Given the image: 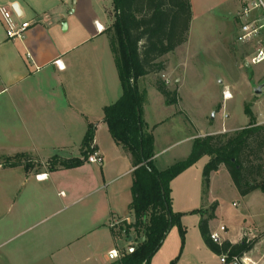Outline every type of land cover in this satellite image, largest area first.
I'll return each instance as SVG.
<instances>
[{"label":"crops","instance_id":"obj_1","mask_svg":"<svg viewBox=\"0 0 264 264\" xmlns=\"http://www.w3.org/2000/svg\"><path fill=\"white\" fill-rule=\"evenodd\" d=\"M250 1L189 0L188 38L163 56L162 75L182 83L188 55L184 46L192 42L195 22L200 21L203 29L214 16L242 23L241 12ZM2 7H11L16 19L32 25L24 39H10L0 13V154H30L46 167L32 172L25 169V161L12 167L0 165V264H118L121 259H109V251L131 242L138 245L140 240L133 234L116 235L112 227L114 218L134 221L129 207L134 167L129 153L109 132L103 111L122 93L106 33L115 19L113 0H0ZM169 18L173 21L168 24L182 30L187 14ZM240 31L241 26L238 35ZM158 77H140L139 89L145 80L156 88ZM146 103L142 114L154 127L157 161L161 152L156 133L167 119H151ZM90 124L96 127L93 143L104 163L84 161L73 168L49 169L47 160L56 155L84 159L82 142ZM202 133L190 136L189 142ZM223 167L212 172L209 187ZM189 170L171 183L176 213L189 211L179 207L174 188L175 180ZM217 216L216 210L214 219ZM226 226L223 239L241 242L239 231L231 234Z\"/></svg>","mask_w":264,"mask_h":264},{"label":"trees","instance_id":"obj_2","mask_svg":"<svg viewBox=\"0 0 264 264\" xmlns=\"http://www.w3.org/2000/svg\"><path fill=\"white\" fill-rule=\"evenodd\" d=\"M114 22L106 30L109 37L116 67L119 74L122 93L113 103L106 105L104 121L115 142L129 153L134 170L132 172V202L130 211L134 221L123 219L113 227L116 235H135L140 240L135 252L122 257L118 264H151L152 257L163 244L174 225H178L184 242L186 229L181 217L172 208V181L204 155L211 156L203 168L206 186H210L212 172L222 166L229 172L237 190L246 196L260 188L264 182V124H257V118L251 116L248 107L245 113L249 124L233 134L212 133L194 139L189 156L168 168L160 170L155 164L154 127L144 121L142 106L144 93L140 91L138 80L148 74L159 77L155 87L165 97V103L178 102L176 90L169 87L162 78L166 68L163 56L186 42L190 28L189 0H113ZM175 9V10H174ZM186 11V25L182 30H175L168 24L171 15ZM96 127L90 124L82 142L80 158L54 156L49 161V169L73 168L86 161L90 146L94 141ZM0 154V165L12 167L21 164ZM29 164L25 163V169ZM218 203L201 213L200 230L206 245L218 255L228 253L243 256L254 246L253 241L243 240L232 243L224 240L221 244L211 239L210 222L215 218ZM175 264V261L172 262Z\"/></svg>","mask_w":264,"mask_h":264},{"label":"rangeland","instance_id":"obj_3","mask_svg":"<svg viewBox=\"0 0 264 264\" xmlns=\"http://www.w3.org/2000/svg\"><path fill=\"white\" fill-rule=\"evenodd\" d=\"M257 1L247 2L246 6L254 7ZM253 17L260 19L262 23L263 8L255 9ZM229 21L226 17L219 20L214 16L206 23L207 26L204 24L205 29L200 21L193 24L192 42L184 46L185 55L188 54L185 78L182 83L169 78V87L178 94L177 103L165 104V97L159 90L153 88L148 80L143 81L140 86L145 96L144 101L148 103L151 119H167L156 133L157 149L161 155L155 164L157 163L160 170L189 156L185 155L186 148L194 143V140L189 142L190 136L200 131L204 136L212 133L233 134L246 127L250 122L249 116L245 113L246 107L250 109L251 116L257 118V124H264L260 116L264 112V61L248 64L255 51L264 45V33L260 39L244 44L238 40L237 30L247 22V19L242 23ZM260 85H263L262 93L258 94L255 90ZM225 92H230L231 98L225 99ZM10 157L28 163V170L32 172L42 170L45 166L30 154L19 153ZM53 157L47 160L48 167ZM210 157L204 155L188 168L190 169L188 174L175 180L178 205L185 208L183 210H189L181 212L183 213L181 222L186 229L184 242L178 225H174L151 262L222 264L220 255L210 250L202 238L201 213L193 212L198 209L209 211L217 202L218 216L212 222L215 229H219L222 223H227L231 228V234L239 231L242 241L254 242L247 255L259 264L264 263V182L260 188L242 196L229 172L223 167L214 177L213 187L208 188L202 172L199 181L197 174ZM30 158L33 159L29 160ZM176 208L177 204L174 210ZM122 219L114 218V224L121 223ZM222 235L225 237V233ZM174 254L176 256L170 259Z\"/></svg>","mask_w":264,"mask_h":264},{"label":"built area","instance_id":"obj_4","mask_svg":"<svg viewBox=\"0 0 264 264\" xmlns=\"http://www.w3.org/2000/svg\"><path fill=\"white\" fill-rule=\"evenodd\" d=\"M259 7H262L264 10V1L258 0L254 3V7L245 6L241 12V16L244 19H247V22L241 25V31L238 35V40L243 43H249L256 39H260L261 35L264 33V21L261 23V20L253 17V11ZM0 13L3 18V21L6 26L7 37L10 39H24L26 32L31 27L32 23L29 21H22L15 18L14 11L11 7H2L0 8ZM264 20V19H263ZM264 61V45L260 46L255 53L248 60V64H258ZM60 61H57L59 65ZM167 84L170 83L168 78H165L162 75ZM232 94L230 92H225L224 98H231ZM264 121V112L260 114ZM227 117V115H226ZM94 142V141H93ZM92 142L90 146V152L86 161L94 164H103L105 157L98 150L94 143ZM117 224L112 223V227ZM227 231L226 225H220L219 229L212 230L210 237L217 243H222L224 241L222 233ZM137 245L130 243L126 248L123 249H111L108 253L109 259L111 260H120L123 256L133 253L136 250ZM220 260L222 264H259V262L253 260L250 256L245 253L243 256H232L230 257L228 253H223L220 255Z\"/></svg>","mask_w":264,"mask_h":264},{"label":"water","instance_id":"obj_5","mask_svg":"<svg viewBox=\"0 0 264 264\" xmlns=\"http://www.w3.org/2000/svg\"><path fill=\"white\" fill-rule=\"evenodd\" d=\"M262 88H263V85H260L255 91L256 93L260 94L262 93ZM214 116V115H213Z\"/></svg>","mask_w":264,"mask_h":264}]
</instances>
